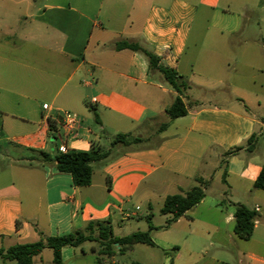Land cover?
I'll list each match as a JSON object with an SVG mask.
<instances>
[{
    "label": "crops",
    "instance_id": "1",
    "mask_svg": "<svg viewBox=\"0 0 264 264\" xmlns=\"http://www.w3.org/2000/svg\"><path fill=\"white\" fill-rule=\"evenodd\" d=\"M256 19L264 0H0V249L94 221L110 220L123 237L147 231L151 217L164 264H264V190L254 187L264 165V68L230 55L264 57V39H242ZM123 41L183 77L187 115L162 130L177 93L144 54L117 50ZM64 112L81 120L69 151L109 153L92 164L87 187L40 155L61 152L47 118L61 129ZM119 134L141 142L113 145ZM196 176L209 182L205 198L164 228L166 198L192 189ZM235 204L257 213L249 240L235 232ZM138 246L148 245L129 252ZM73 249L63 260L77 257ZM53 258L46 249L35 264Z\"/></svg>",
    "mask_w": 264,
    "mask_h": 264
},
{
    "label": "trees",
    "instance_id": "2",
    "mask_svg": "<svg viewBox=\"0 0 264 264\" xmlns=\"http://www.w3.org/2000/svg\"><path fill=\"white\" fill-rule=\"evenodd\" d=\"M117 50L131 49L141 52L148 60L149 68L152 74L158 73L163 80L170 85L177 93L172 105L166 110L168 122L162 125V130L168 124L180 117L188 114V109L183 100L184 90L189 88V85L184 81L183 77L174 69L162 64L161 58L143 47L141 44L129 43L127 41L119 42L115 45ZM51 130L55 131L56 127L50 120ZM256 140V136H252L248 140V146L252 145ZM141 142L139 138H131L127 135H117L112 144L130 145L132 143ZM244 147L239 146L230 149L226 153V157L238 154ZM42 158L56 167L60 173H67L72 176L76 187H87L92 184L94 162L101 161L108 157L107 151L94 149L92 151H68L60 152L54 157H51L45 152H40ZM194 180L198 183L185 194L170 195L166 198L162 208L163 214H171L172 218L168 220L164 228H168L173 222L188 217V213L198 206L206 196L205 189L208 186V181H204L201 177L196 176ZM256 189L264 190V165L262 171L255 181ZM235 232L239 238L243 240L251 239L257 213L247 208L242 204H235ZM147 231H137L130 235L117 237L113 233V227L110 220L94 221L86 225L84 229L75 230L69 234L62 236H48L45 233L38 231L39 240L33 243L16 244L8 249H0V259L13 264H35L36 257L40 256L44 250L49 249L53 252V263L64 264L63 249L66 247L78 248L88 242L97 243L99 245L98 260L101 264L103 258L101 256H112L113 249L120 253H127L132 250L136 244H146L151 247H157L151 236V231L155 227L151 224V217ZM133 264H139L133 262Z\"/></svg>",
    "mask_w": 264,
    "mask_h": 264
},
{
    "label": "rangeland",
    "instance_id": "3",
    "mask_svg": "<svg viewBox=\"0 0 264 264\" xmlns=\"http://www.w3.org/2000/svg\"><path fill=\"white\" fill-rule=\"evenodd\" d=\"M246 26L248 27V32L246 33V35L242 37V39L248 42L251 39L255 38L256 44H260L262 42V39H264L263 38L264 20L260 21V19H256L254 21L248 22ZM261 29L263 30V32H260ZM230 55L238 56V59L241 60L243 64L246 63L248 65H253L255 67L264 68V57L259 51L256 52V49L252 52V51H244V48H242L238 52L235 51L233 54ZM240 69L246 70L245 68L242 67ZM249 71L247 73L250 76L251 72ZM193 94L198 95L199 93L193 91ZM219 177L217 178L216 183L214 185V189L217 190H219L222 187L221 178ZM90 246L95 247L96 250H99V245L97 243H86L84 245L85 250L82 249L81 247L74 248L73 251H75L77 257H74L69 261L64 259L63 260L64 264H72L73 262H79L80 264H98V258L100 255L99 256L98 254L94 255L93 253H95V251H93L90 248ZM167 251L168 250H166V252ZM113 252L114 254L112 256H101V258H103L102 262L105 261L106 264H133V262H138L139 264H164L167 258L166 255H168V253L167 254L164 253L163 255L162 252L152 248L151 246H138L133 252H127V253H120L116 249H113ZM0 264H13V262L5 263L2 259H0Z\"/></svg>",
    "mask_w": 264,
    "mask_h": 264
},
{
    "label": "built area",
    "instance_id": "4",
    "mask_svg": "<svg viewBox=\"0 0 264 264\" xmlns=\"http://www.w3.org/2000/svg\"><path fill=\"white\" fill-rule=\"evenodd\" d=\"M45 109L49 110V106H46ZM61 118V129H56L52 131L53 136L63 142L61 152H68L69 148L67 147L65 141L66 137L69 135L77 136L80 128L81 120L80 117L73 112H64ZM50 122V117L47 118ZM258 210V209H257Z\"/></svg>",
    "mask_w": 264,
    "mask_h": 264
},
{
    "label": "water",
    "instance_id": "5",
    "mask_svg": "<svg viewBox=\"0 0 264 264\" xmlns=\"http://www.w3.org/2000/svg\"><path fill=\"white\" fill-rule=\"evenodd\" d=\"M54 140V139H53Z\"/></svg>",
    "mask_w": 264,
    "mask_h": 264
}]
</instances>
